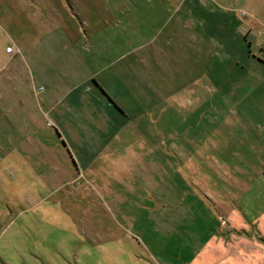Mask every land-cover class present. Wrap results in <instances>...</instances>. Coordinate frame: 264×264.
I'll return each mask as SVG.
<instances>
[{
  "label": "rangeland",
  "instance_id": "374dc122",
  "mask_svg": "<svg viewBox=\"0 0 264 264\" xmlns=\"http://www.w3.org/2000/svg\"><path fill=\"white\" fill-rule=\"evenodd\" d=\"M123 1L0 0V264H264V0H146L161 20H139L145 34L177 28L166 48L196 47L181 68L205 48L219 69L168 83L165 61L163 103L125 115L79 72V132L66 114L62 135L50 119L77 81L59 80L61 58L29 73L27 41L52 44L73 14L80 54L99 53L89 30Z\"/></svg>",
  "mask_w": 264,
  "mask_h": 264
},
{
  "label": "crops",
  "instance_id": "0c3cea01",
  "mask_svg": "<svg viewBox=\"0 0 264 264\" xmlns=\"http://www.w3.org/2000/svg\"><path fill=\"white\" fill-rule=\"evenodd\" d=\"M68 10V8L64 9L65 12ZM71 11L74 12L79 21V2L71 3ZM147 11H150V13L148 14ZM160 11L161 8H158L157 3H149L146 0H127L123 1V3H112V6L107 11V15H109L107 27L103 28V25L96 24L94 31L92 27L89 30H92L91 41L88 38L89 43L91 46L96 44L101 50L99 53L80 54L83 52L81 40L87 38L83 36L80 25L75 21L73 14L70 13L68 20L60 18L61 23L59 24L61 26L59 25V28H56V31L59 30L61 33L58 38H52L53 28L51 27L52 24H49V40L52 44H47L46 40L45 44L35 48L33 43L30 44L31 40L27 41V60L32 64L29 73L50 71L51 68L49 69V67H51L53 60L61 58L59 80L74 78L77 81L58 100L61 106L58 117L56 116L57 120L53 119V115L52 119H50L54 123L57 122L56 125H58L62 135H66V133H63L65 126L66 128L69 127V124L65 121L66 114L70 115L69 119L76 122L74 129L77 134L79 132V86L81 87V84L79 85V72L84 74L81 78L87 82V86L91 82L105 94L106 99L110 102L104 104L118 106L117 108L125 115L120 106L146 105L152 108L154 105L163 103L165 61L167 62L165 70L172 78L171 81L169 79L168 83L178 81L175 78H178L181 74L184 76L187 71L189 74L194 66L202 70L200 73H203L204 77L208 75L210 78L213 76V71L219 69L218 66H215L214 70L212 65L206 66L207 58L211 60L213 53L210 49L206 50L205 48L202 50L203 52L200 51L202 53L201 56L206 58L203 64L196 66V64L193 65L189 62L185 63L183 68H181L179 58L195 57L196 47L193 43L191 49L188 46L183 49L181 54L180 46L176 42V44L173 43L174 47L167 49L165 46L167 45V40L169 39L173 42L171 38H173L174 34L178 36L179 31L177 28L170 29L166 38H159L160 34L163 36L162 30L160 34L154 36L145 34L144 30L139 28V23L141 25L158 24L161 20V17H158ZM179 22L180 19H176L177 25ZM80 23L82 25L83 22L80 21ZM99 32L105 33L103 37L107 39L106 42H102L101 38L103 37H101ZM96 33H98V36H96ZM93 36L95 39H93ZM22 39H18L17 45L24 44ZM6 53L10 54V52ZM261 56L256 63L264 65V57L263 55ZM14 67L19 71L22 70L20 66ZM196 79L197 77L193 78L191 82H195ZM34 82L33 80V87ZM191 82L187 85L189 86ZM51 84L52 82L49 84V88L55 89L56 87L51 86ZM181 88L184 90L186 86ZM179 92L180 86L173 93L171 92L174 101L181 93ZM96 99L101 101L100 97H96ZM173 100L172 102H174ZM126 110H128V107H126ZM49 114H52L51 111ZM122 114L112 109H109L107 113L108 118L113 122H116L117 119H121L120 121L123 122L125 118H123L124 115ZM47 117L50 118L49 115Z\"/></svg>",
  "mask_w": 264,
  "mask_h": 264
},
{
  "label": "built area",
  "instance_id": "2783aa9c",
  "mask_svg": "<svg viewBox=\"0 0 264 264\" xmlns=\"http://www.w3.org/2000/svg\"><path fill=\"white\" fill-rule=\"evenodd\" d=\"M6 52H12V47L11 46H7L6 47Z\"/></svg>",
  "mask_w": 264,
  "mask_h": 264
},
{
  "label": "trees",
  "instance_id": "16d2710c",
  "mask_svg": "<svg viewBox=\"0 0 264 264\" xmlns=\"http://www.w3.org/2000/svg\"><path fill=\"white\" fill-rule=\"evenodd\" d=\"M263 174H264V170H263Z\"/></svg>",
  "mask_w": 264,
  "mask_h": 264
}]
</instances>
